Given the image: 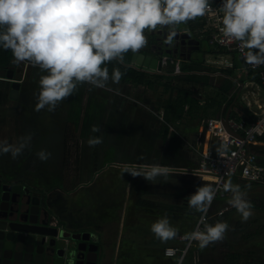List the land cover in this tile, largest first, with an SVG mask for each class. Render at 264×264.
Returning <instances> with one entry per match:
<instances>
[{"label":"crops","instance_id":"0c3cea01","mask_svg":"<svg viewBox=\"0 0 264 264\" xmlns=\"http://www.w3.org/2000/svg\"><path fill=\"white\" fill-rule=\"evenodd\" d=\"M187 23L188 22H186V24ZM163 27L167 28L169 26ZM176 28L185 31L189 29V26L188 24L185 26V23H182L177 25ZM150 32L151 30H146L145 32L147 40L150 36ZM201 49L199 51H194L193 53L198 52L200 54V52L202 53ZM197 60L195 59L194 61L192 55L191 60H187L185 62H188L189 65H194L197 63ZM208 61L210 62V60ZM219 61L220 60L211 61V63L216 62L217 64ZM236 61L239 63V65H241L240 67L236 68L238 76H226L223 73V70L233 69L235 67ZM29 64L30 63L27 62V65ZM233 64V68L224 67V69H221L219 73L222 75V77H225V81L222 85L217 86L219 92V89L228 84V80L235 83L236 86L232 89L229 95L225 96L223 93H220L221 96H219L217 100H211L208 102L206 101L205 105H202V101H199L196 107V111H198L200 106V114H198L200 116L198 117L197 122H193L190 125L185 123L182 125V120L184 118L183 116L176 118L169 124V126H171L178 136H180L183 140L186 139L185 142L189 141L188 138L192 136L194 137L195 141H191L192 143L196 144L203 119L211 117L224 118L228 112H230V117H235L238 119H242L244 117L251 118L252 114L245 104L248 102L247 104L251 105L252 109L257 112H259L257 108L258 104L264 105V91H262L260 87H257L255 83H250V80H257V78L252 76V74H249L248 71L244 69V63L237 56L233 58ZM19 66L20 63L15 61L14 58L12 60V65L8 68V70H14L15 79L19 80L21 83L17 99H13L10 96L11 81L7 79H0L2 84L0 86V116L1 114L7 117L10 115L15 121L14 122L12 120V130L14 133H11L9 128L6 129L8 125L7 121H5V119H1L4 118L1 117L0 132L4 131V133L13 135L11 140H8L7 136L6 139L9 143H15L17 142L18 138L25 136V131L23 132L21 131L22 129H19L20 125L25 126V124L19 123L31 121L32 118L37 120L36 125L38 126L39 130L42 129L43 131H41V134H38V136L37 134H33L34 136L31 137L28 145L16 158L13 159L8 153L0 155V177H3L5 180L10 182L27 185L33 188L34 191L46 193V197L50 206L58 213L61 225L64 228H67L69 231L74 233H90V241L88 242L90 244L97 245L98 248H94V251L87 253L90 255V260L93 262L95 261L96 264H174L175 259H178V257L166 256V248L174 247L178 250H182L183 243L177 240V236L192 231L200 214L192 209V214H194L193 220L189 219V217H186L184 220L180 219L181 222L185 221V225L182 222L180 225V228L182 229L177 226L178 232L174 239L164 242L157 239L150 231V224L158 217L166 214L169 217L170 222L176 226L177 224L173 221V214L171 213L173 210H168L169 207L167 206L165 213L162 212L161 214L159 209H157L155 206L152 208H143L140 206L137 201L139 199L152 200L151 194H148L146 187L144 188L141 180L142 177H132L129 173H123L126 165L131 166L133 164L140 163L148 164V162L143 160L128 161L134 156L128 157L127 159H109V157L105 156L106 152L104 150H95L94 146H91L90 151L87 152L84 147V143L82 142L77 145L74 144V149L72 148V150L68 151L60 143V141L63 140H61L59 136L54 134L48 135L50 134V130L47 132L45 131V127L54 125V122H57L59 125H63L66 121H68V124L72 125L73 123L75 127H80L84 124L86 117L85 119L80 118L84 105H81L79 99L80 90H82V92L86 91L85 88L88 89L87 85H85V88L84 85L79 86L71 96L60 101L54 111L49 112L47 108L36 110L35 94L38 91L25 85L26 76L23 75L25 74V71L19 70ZM23 66H25V64ZM240 76L243 77L240 78ZM244 83L247 85L244 87V89H242V87L239 85H244ZM109 87L111 89H118L119 92L127 87H131L134 90L139 91L148 90L143 86L124 83L121 79L116 84H112L111 81H109ZM100 92L102 94H109L110 96H113L117 93L114 90L107 89H100L98 93ZM234 93H236V97L233 102H231V105L228 106L227 103L230 102V97H232ZM25 94H29V97L31 98H29V102L26 103L20 101V99H22L21 97ZM84 94V92L81 94L82 99L85 96ZM110 96L109 98H111ZM245 99L247 102H245ZM213 101L216 102L212 105ZM82 103L88 104L87 101ZM161 110V115L164 119L163 106H161ZM90 115H92V113H90ZM17 116L18 121L16 119ZM111 120L114 122V119H111L109 115L107 118L103 116L102 122L107 123L109 126L110 124L115 127L119 126L120 121H116L113 124L111 123ZM152 120L153 118L150 120V122ZM91 123L93 125V123L95 124L96 122L92 121ZM163 123H165L164 120ZM14 126H16V128H14ZM161 131L162 128L161 130L159 129L157 136L161 137ZM119 135H124V132L120 133ZM119 135H109V138H105V135L102 137L107 139L109 142V140H114L110 138L111 136L114 138L116 136L119 137ZM141 135L139 136V141H141ZM34 138H37V140H34ZM0 139L5 138H1L0 136ZM161 140L173 150V153L184 151V147L186 146L183 145L179 150L176 151L175 147L165 142L162 137ZM48 141L51 142L50 145H47ZM82 141L86 142L85 139H82ZM34 143L36 144L34 145ZM141 146L143 148L142 150L141 148L136 149V155L139 159L147 158L148 156L153 158L157 152V148L150 145L149 143L141 144L140 147ZM41 149H44L50 153L48 158H62L64 154L66 158L73 157L74 173L71 175L68 174L69 172L64 171L62 163L59 164V167H51L53 163L51 166H46L44 164L42 167L41 159H39V157L36 155V153ZM148 149L149 152H146ZM263 150L264 146L261 147V151ZM142 151L144 152L143 154ZM137 157L135 159H138ZM190 158L191 160H189V163L187 164L190 167V171L188 170L189 173L194 171L199 166V159L196 154ZM65 162L66 161H63V163L66 165L67 162ZM110 162H112L111 166L109 165ZM184 171H187V169L185 168ZM194 175L196 174L194 173ZM231 178L236 179L238 183L246 182L238 177ZM204 182L213 185L210 180ZM240 186L242 189H244L243 185ZM245 192L247 195L250 194L248 191ZM152 201L156 203L154 200ZM156 205L160 206L158 203H156ZM226 207H229V210L225 212L223 217L215 218V222L217 220L227 221L229 225H231L232 222H235V224L242 223L240 215L229 219L227 213L232 212L234 208L228 204L218 207V209L215 208L216 210L214 215ZM186 214L188 213L186 212ZM253 215L259 216L256 213ZM257 222H262L264 227V217L263 219H259ZM240 225H242V230L243 228L249 226V224ZM247 232L242 236L235 235L233 242H228L227 244L223 243L221 247H229L228 244H231L233 251L230 253L229 261L235 260L238 264H264V229L261 230L258 228L253 232ZM253 239H255V241H253ZM237 244L241 245V247ZM209 245L201 249L204 251L203 253L208 251L207 248H209ZM199 249L200 248L196 246L191 251L190 255L186 258V260L188 259L189 261L188 264H198L197 255L200 253ZM220 256L223 257L222 254Z\"/></svg>","mask_w":264,"mask_h":264},{"label":"clouds","instance_id":"9594fccd","mask_svg":"<svg viewBox=\"0 0 264 264\" xmlns=\"http://www.w3.org/2000/svg\"><path fill=\"white\" fill-rule=\"evenodd\" d=\"M209 7L210 0H0V48L10 49L15 61L28 62L45 73L38 81L35 108L51 112L80 85L118 92L109 81L116 84L123 74L118 67L110 74L109 62H122L125 53L144 47L146 30L169 26L170 41L177 25L205 15ZM219 10L223 37L245 50L246 64L264 65V0H220ZM99 131V126H91L92 133ZM30 140L31 134L15 143L0 139V155L8 153L14 159ZM86 143L100 144L102 136H89ZM226 148L221 145L218 151L223 154ZM36 155L46 160L50 153L41 149ZM125 172L147 182L167 177L170 167L140 163L126 165ZM223 190L231 193L227 204L242 222L247 221L253 212L246 192L230 179ZM216 192L212 184H200L186 197L188 207L200 214L194 229L183 235L188 245L196 242L203 249L224 239L228 222H207ZM150 231L164 242L174 239L178 229L165 214L150 224ZM176 264H182V258Z\"/></svg>","mask_w":264,"mask_h":264},{"label":"rangeland","instance_id":"374dc122","mask_svg":"<svg viewBox=\"0 0 264 264\" xmlns=\"http://www.w3.org/2000/svg\"><path fill=\"white\" fill-rule=\"evenodd\" d=\"M186 25L187 24L185 23V26ZM200 43L202 46L201 49L202 53L200 52L199 54L197 52L193 54V60L195 61V59L196 60L198 59L196 63L198 65L197 70L200 71L201 73H208L214 76L213 78L214 85L212 87L205 88L203 91H201L200 94L195 95V97L198 98L199 101H202L201 104L205 105L206 101L208 102L211 100H217V98L221 96L220 95L221 92L220 91L218 92L217 86L222 85L225 81L224 79L225 77H222V75H220L219 73L222 68L224 69L223 65L206 64V63L208 60L223 61L224 58H221L220 55L213 53L206 40L202 39L200 40ZM19 63H20L19 70L25 71V74H23L26 76L25 85L27 87H30L38 91V87H39L38 81L40 76L44 74V72H41L40 69L36 66H33L31 64L27 65V62L25 63L19 62ZM24 64L25 66H23ZM234 76L236 77L238 76L237 71H235ZM243 76H240V78ZM1 85L2 84L0 82V86ZM87 88L88 89L85 88L86 91H83L85 93L83 99L81 98V94L83 92L82 90H80V99H79L81 105H84L85 108V109L83 108L82 110V107L80 105V108L83 111L80 118L85 119L86 117L87 119V120L85 119L84 124L80 127H75L73 123L72 125L68 124V121H66L65 124L63 125H59L57 122H54V125H49L45 127L46 132L50 130L49 131L50 134L48 133L47 134L48 135L54 134L59 136L61 140H63L60 141V143L68 151L72 150V148L74 149L75 146L74 144L77 145L80 142H82L84 143V147L87 150V152H89L90 146L86 142L82 141V139H85L87 141L89 136H104V135L105 138H109V135H119L120 133L124 132V135L122 136L119 135V137L116 136L112 138L111 136L110 138L114 140L113 141L109 140V142L107 139L102 137V143L95 145L94 149L100 151L104 150L106 152L105 156L109 157V159L110 158L127 159L128 157L134 156L128 161L143 160L148 162V164L159 163L162 165H168L170 167V173L168 174L167 177L159 176L154 181H147V182L142 178L141 179L142 184L144 185V188L145 187L147 188L146 191H148V194L149 193L151 194V199L160 205L159 206L160 208L159 207L158 208L161 214L162 212L165 213L168 205H172L169 206L168 210H173V212L171 213L173 214V221L176 222L177 224L176 227L178 226L180 228L182 222L185 225V221L181 222V220H184L186 217H189V219L193 220L194 214H192V211H190L192 209H190L187 205L186 197L191 193H193L195 191V188L200 184H209V183H205L199 176L192 174V172L189 173L190 167L187 164L189 163V160H191L190 157H193V155H195L193 151V143H192V141H195L194 137L190 136L188 138L190 142L189 141L185 142L186 146L184 147V151L173 153V150L169 148L166 143L162 142L161 137L157 136V133L159 129L161 130V128H164V130L168 129L169 135L170 136L172 135L173 129L171 130L170 128L171 126L167 127V125L163 123L164 119L161 115L162 113L161 106H163V102H165L166 99H168L169 97L168 93H165L163 91V88L159 86L156 87L155 89L147 90V91L146 90L139 91V90H134L131 87H127L123 89L121 92L115 91L117 93L113 96L112 95L110 96L109 94L106 93L103 94L101 92L98 93L100 88H95L90 85H87ZM109 96L111 98H109ZM21 98L22 99H20V101L25 103L29 102V100L31 99L29 97V94H25ZM86 101L88 102V104L82 103ZM187 107H188V99L186 100L182 99L180 101V106H179V108L185 112L184 118L182 120V125L184 123L190 125L193 122H197L198 117L200 116L198 115L200 114L199 113L200 106L198 111H196L193 114L187 113L186 111ZM90 113H92V115H90ZM108 115L109 117H111V119H114V122L111 120V123L114 124L116 121H120L118 127H115L111 124L109 126L107 125V123L102 122L103 116L107 118ZM0 118L5 119V121H7L8 125L6 129L9 128L10 132L14 133V131L12 130V126H13L12 122L14 121V119H12L10 115L9 117H7L4 116L3 114H1ZM152 118L153 120L150 122ZM16 119L18 121V116L16 117ZM92 121L96 122L95 124L93 123V125L99 126L100 128L99 132L97 133L91 132ZM36 122L37 120L35 118H32L31 121H25V123L21 122L19 124H25V126L20 125L19 129H22L21 131L23 132L25 131V135L31 134V137H33L34 136L33 134H37L38 136V134L40 135L41 134L40 132L43 130L42 129L39 130L38 126L36 125ZM14 128H16V126H14ZM140 135H141V141H139ZM0 136L1 138L2 137L6 138L7 136L8 140L9 139L11 140V138H13V135L4 133V131L0 132ZM34 140H37V138H34ZM145 143H149L150 145L155 146L157 148V152L155 153L153 158L148 156L147 158L139 159L136 155V151H137L136 149L141 148L142 150L143 148L142 146L140 147V145ZM35 144L36 143H34V145ZM50 144L51 142L48 141L47 145ZM146 152H149V149L146 150ZM143 153L144 152L142 151V154ZM136 157L138 159H135ZM63 161H66L67 164L65 165ZM41 162H42V167L44 166V164L46 166L48 165L51 166L52 163L53 164L51 167L54 166L59 167V164L62 163L64 171L69 172L68 174L71 175L72 173H74V169H73L74 158L73 157L66 158L65 154L62 158H54V159L47 158L46 160H41ZM109 165L111 166L112 162H110ZM185 168L187 169V171H184ZM230 180L234 184L243 185L244 187V189H242L243 191H248L250 192V194H253V195L250 194L247 195V198L251 201L252 212L256 213L259 216L252 215L248 218L247 221H243L242 223H240L243 225L249 224V226L243 228V230L241 229L242 225L235 224V222H232L229 229L226 231L224 239L221 240V242L217 241L211 243L209 245V248H207L208 251H206V253H203L204 251L199 249L200 253L199 255H197L198 264H203V263L227 264L230 258V253L233 251V248L231 247V244H228L229 247L222 248L221 246L223 243L227 244L228 242L229 243L233 242V240L235 239L234 238L235 235L242 236L247 231L253 232L258 228L261 230L264 229L262 222H257L259 219L261 218L263 219L264 217L263 216L264 215V195H263L264 184L259 185L247 181L238 183V181L234 178H231ZM230 195H231L230 192H225V196L223 197L219 196L214 201L213 206H211V209L208 212L209 223L215 222L214 220L215 218H213L215 217L214 216L215 210L218 209V207L227 205V200L228 197H230ZM186 212L188 214H186ZM239 215L240 214L236 212L235 209H233L232 212L227 214L229 219H231L232 217H237ZM253 241H255V239H253ZM238 246L241 247V245ZM221 254L223 255V257L220 256ZM176 260L177 259H175L174 264H176ZM188 262L189 261L187 259L185 264H188Z\"/></svg>","mask_w":264,"mask_h":264},{"label":"water","instance_id":"95a60500","mask_svg":"<svg viewBox=\"0 0 264 264\" xmlns=\"http://www.w3.org/2000/svg\"><path fill=\"white\" fill-rule=\"evenodd\" d=\"M170 27L151 30L147 44L132 52L130 62L121 63L149 74L165 73L159 61L166 53L191 60L200 42L191 34ZM184 54H187L184 57ZM0 79L11 81V98L17 99L21 87L14 70L0 69ZM230 112L223 118L225 124ZM47 194L0 177V264H96L87 252L98 248L90 244V233H74L61 225Z\"/></svg>","mask_w":264,"mask_h":264},{"label":"built area","instance_id":"2783aa9c","mask_svg":"<svg viewBox=\"0 0 264 264\" xmlns=\"http://www.w3.org/2000/svg\"><path fill=\"white\" fill-rule=\"evenodd\" d=\"M219 4L220 0H210V7L205 15L188 20L189 29L185 32L190 33L192 38L199 42L202 39L206 40L212 51L224 58L217 64L233 68V58L237 56L244 63V69L257 78V80H250V83H255L264 91V65L246 64L243 59L245 50L238 47V42L224 38L220 32L219 17L222 13L219 10ZM159 61L164 69L170 68L175 75H179L182 73L183 65L187 60L163 53ZM208 62L206 64H216V62ZM246 85L244 83V85L240 84L239 86L244 89ZM245 102H247L246 99ZM247 103L245 105L254 117L253 120L246 117L242 119L229 117L226 121L227 124H225L222 117L203 119L197 142L196 144L193 143V151L198 156L199 166L191 172L204 181H208L207 177L213 179L211 182L214 187H217V192L212 205L219 196H225L223 183L231 177H238L251 183L264 184V164L262 163L264 157L259 154L261 147L264 146V105L258 104L259 112H257ZM221 145H227L223 154L218 151ZM228 210L229 207L221 209L213 218L223 217ZM183 235L177 236V240L183 243L182 250L169 247L166 248L165 255L182 258V264H185L186 258L196 247V242L188 245V242L183 239Z\"/></svg>","mask_w":264,"mask_h":264},{"label":"trees","instance_id":"16d2710c","mask_svg":"<svg viewBox=\"0 0 264 264\" xmlns=\"http://www.w3.org/2000/svg\"><path fill=\"white\" fill-rule=\"evenodd\" d=\"M131 54L132 51L125 53L123 61L130 62ZM13 59L14 57L10 49L0 48V69H8L12 65ZM240 66L241 65H239V63H237L236 61L235 67L233 69L223 70V73L226 76L232 77L235 71H237L236 68ZM113 67H118L120 69L123 74L121 76V80L124 83L130 85L143 86L145 89L148 90L155 89L159 86L163 88V91L165 93H168V99L163 102L164 122L165 124H167V127H170L169 124L173 122V120H175L176 118L184 116L185 112L179 108L180 101L182 99H188V107L186 111L187 113L193 114L195 113L197 109L196 107L199 103V100L195 97V95L200 94L201 91H203L205 88L212 87L214 85V76L208 73H201L200 71H198V65L196 63L194 65H189L188 62H185L182 68V73L179 75H175L170 68L164 69L165 73L162 74H149L128 67L122 64L121 62H117L116 60H113L108 63V69L110 74ZM235 86V83L228 80V84L226 86H223V88L219 89V91L226 96L230 94V92ZM235 97L236 93H234V95L230 97V102L227 103L228 106L231 105V102H233ZM215 102L216 101H213L212 105L215 104ZM250 119L253 120L254 117L251 116ZM161 137L165 142L174 146L176 151L179 150L183 145H186L185 140L178 136L174 130H172V135L170 136L168 129L164 130V128H162ZM263 152L264 151H259V154L263 156ZM262 160V163L264 164V158ZM137 203L143 208H152L154 206L157 209L160 208L152 200L139 199ZM169 206L172 205H168V207ZM228 264L238 263L234 260L229 261Z\"/></svg>","mask_w":264,"mask_h":264},{"label":"bare ground","instance_id":"6f19581e","mask_svg":"<svg viewBox=\"0 0 264 264\" xmlns=\"http://www.w3.org/2000/svg\"><path fill=\"white\" fill-rule=\"evenodd\" d=\"M206 177H207V176H206ZM208 179H209L210 181H212V180H213L211 177H208Z\"/></svg>","mask_w":264,"mask_h":264},{"label":"flooded vegetation","instance_id":"af4514ba","mask_svg":"<svg viewBox=\"0 0 264 264\" xmlns=\"http://www.w3.org/2000/svg\"><path fill=\"white\" fill-rule=\"evenodd\" d=\"M193 54H194V53H193ZM193 54H192V55H193ZM186 56H187V54H184V57H186Z\"/></svg>","mask_w":264,"mask_h":264}]
</instances>
